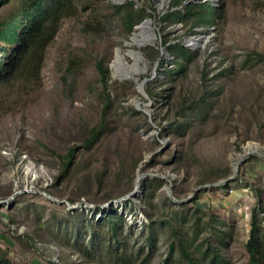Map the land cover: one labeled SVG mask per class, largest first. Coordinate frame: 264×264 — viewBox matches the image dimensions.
I'll return each mask as SVG.
<instances>
[{"label":"rangeland","instance_id":"obj_1","mask_svg":"<svg viewBox=\"0 0 264 264\" xmlns=\"http://www.w3.org/2000/svg\"><path fill=\"white\" fill-rule=\"evenodd\" d=\"M73 2L41 86H0V250L13 264H109L113 247L134 264H185L183 243L249 264L250 215L264 208V0H186L176 11L215 17L174 24L161 19L171 0ZM127 4L143 10L132 26L116 10ZM143 23L148 42L128 45Z\"/></svg>","mask_w":264,"mask_h":264},{"label":"trees","instance_id":"obj_2","mask_svg":"<svg viewBox=\"0 0 264 264\" xmlns=\"http://www.w3.org/2000/svg\"><path fill=\"white\" fill-rule=\"evenodd\" d=\"M185 1L171 0L170 8L173 12L165 14L161 19L164 20V17L168 16L171 24H174L190 15L197 14L202 22L211 23L215 17L212 14V7L200 6L202 12L195 11L194 6H188L181 12L176 11L177 8L183 6ZM12 2L17 3L18 7L9 12L7 16L0 18V86H20L29 90L34 86H41V68L45 51L56 36L61 20L75 15L77 7L73 0H0V8ZM116 10L124 13L129 26L137 24L144 18L141 13L143 10L133 11L132 4L118 6ZM194 25L191 28H194ZM176 55L186 57L188 52L182 48ZM98 67L100 68V65ZM96 134V129L91 130L87 142H90ZM72 154L71 150L65 156L57 157L63 166L67 167ZM260 214L262 217L258 218ZM112 216L104 215L101 222L109 223ZM216 240L222 243L223 236L217 235ZM244 247L249 264H264V208L252 210L248 238ZM113 248L106 254L109 264H134V261H131L132 258L125 254L118 255L117 248ZM96 249H88L87 258L101 257L100 252H95ZM178 250L185 264H230L219 250L212 247L205 249L200 260L193 257L183 243L179 244ZM171 254L172 245L169 251V255ZM0 264H13L1 250Z\"/></svg>","mask_w":264,"mask_h":264},{"label":"bare ground","instance_id":"obj_3","mask_svg":"<svg viewBox=\"0 0 264 264\" xmlns=\"http://www.w3.org/2000/svg\"><path fill=\"white\" fill-rule=\"evenodd\" d=\"M145 25H146V23L135 26L134 31L129 38V41L127 42L128 45H130V46L136 45V46L142 47L143 45H145L148 42V40L144 36V33H145L144 31L146 28ZM138 33L140 35H138ZM140 106H141V104H140ZM145 107L146 106H144V109H146Z\"/></svg>","mask_w":264,"mask_h":264}]
</instances>
